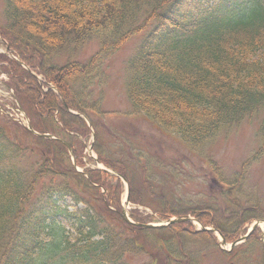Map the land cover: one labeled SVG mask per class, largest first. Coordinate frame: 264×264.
I'll return each mask as SVG.
<instances>
[{"label": "trees", "instance_id": "trees-1", "mask_svg": "<svg viewBox=\"0 0 264 264\" xmlns=\"http://www.w3.org/2000/svg\"><path fill=\"white\" fill-rule=\"evenodd\" d=\"M4 4L0 33L21 61L1 55L7 62L2 66L35 129L81 150L83 143L71 132L86 135L90 127L69 109L85 114L96 132L99 160L128 179L132 202L152 207L162 219L191 213L232 242L253 219L264 218L257 196L244 189L251 161L264 154V119L253 159L233 177L213 164L212 173L224 190L181 206L164 192L163 161L150 166L138 158V170L111 154L110 131L102 120L106 113L94 99V85L105 83L106 58L141 34L125 68L133 109L176 134L191 150L211 147L221 132L264 110V0ZM93 40L100 48L85 63H51L64 55L71 58ZM28 154L36 159L25 168ZM76 154L77 164L83 165ZM121 193L115 175L89 168L78 172L62 142L37 137L19 122L0 117V264H132V257L141 256L148 259L139 264H198L195 256L208 247L229 264H245L247 249L261 247L260 228L228 252L218 247L215 233L197 231L193 222L158 229L135 226L120 214ZM131 216L141 222L153 219L138 210Z\"/></svg>", "mask_w": 264, "mask_h": 264}, {"label": "rangeland", "instance_id": "rangeland-1", "mask_svg": "<svg viewBox=\"0 0 264 264\" xmlns=\"http://www.w3.org/2000/svg\"><path fill=\"white\" fill-rule=\"evenodd\" d=\"M4 6V0H0V24L5 22ZM141 36L134 34L119 50L106 58L105 83L94 85L96 91L94 99L101 101V110L106 113L102 120L110 127L114 136H107L111 141L110 152L114 151L119 157L126 155L120 140L116 138L118 135L125 145L132 146L133 152L140 149L145 152L143 164L154 166L159 165V160L164 162L165 174L162 183L168 197L177 200L181 206L197 200L200 202L204 195L222 192L223 188L217 184L210 185L213 164L218 165L223 174L231 178L245 161L253 159L259 147L258 133L264 119V110L246 118L238 126L224 130L211 147L200 151L191 150L176 134L162 129L143 113L126 114L131 111V103L125 90L126 61L133 54ZM99 48L98 41H89L72 55V60L85 63ZM0 50L6 51V44L1 37ZM67 59L68 56L64 55L53 59L51 63L63 65ZM4 84L5 79L4 83H0V103L3 110L1 112L18 118L13 98ZM1 116L5 120L7 115ZM87 142L90 144L92 138L91 140L90 137L87 138ZM31 159H36V156L28 154L23 159L25 168L30 167ZM124 189L123 201L126 195L125 183ZM244 189L257 196L264 211V154L259 159L251 161ZM155 220L157 221L158 217H155ZM261 225L264 229V223ZM247 250L245 264L262 263V247L256 245ZM144 259H148L147 256L132 257V264H139ZM195 259L198 260V264H229L217 249L209 247L197 254Z\"/></svg>", "mask_w": 264, "mask_h": 264}, {"label": "water", "instance_id": "water-1", "mask_svg": "<svg viewBox=\"0 0 264 264\" xmlns=\"http://www.w3.org/2000/svg\"><path fill=\"white\" fill-rule=\"evenodd\" d=\"M30 131H31L32 133L37 134V135H40V136H42V137H48V138H52V137H53V136L50 135V134H40V133L36 132L35 130H33L32 128H30ZM65 143H66V142H65ZM66 144H67V143H66ZM67 145H68V147H69L70 152H71L72 155H73V150H72L71 146H70L69 144H67ZM123 216L127 217L125 212H123ZM190 219H192L190 216L176 217V218H172V219L168 220L167 222H165V224H162V225H156V224H142V226H144V227H158V226H164V225H168V224H171V223H174V222H179V221H183V220H190ZM256 224H257V223H256ZM256 224L253 226V228L256 227ZM246 237H247V236L243 237V238L240 239V240H243V239H245ZM240 240H239V241H240ZM239 241H237L236 243H233V244L231 245V247H233V246H234L235 244H237ZM222 244H225V240L222 241Z\"/></svg>", "mask_w": 264, "mask_h": 264}]
</instances>
